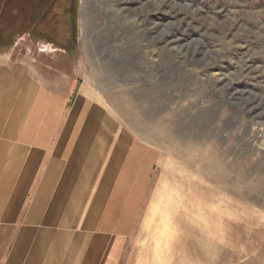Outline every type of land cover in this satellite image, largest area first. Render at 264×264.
I'll return each instance as SVG.
<instances>
[{
	"label": "rangeland",
	"instance_id": "1",
	"mask_svg": "<svg viewBox=\"0 0 264 264\" xmlns=\"http://www.w3.org/2000/svg\"><path fill=\"white\" fill-rule=\"evenodd\" d=\"M0 50L47 86L72 83L108 130L144 146L117 264H195L189 238L204 240L208 264H264V0H0ZM122 99L165 139L142 138L117 113ZM189 134L225 153L226 201L176 161Z\"/></svg>",
	"mask_w": 264,
	"mask_h": 264
},
{
	"label": "crops",
	"instance_id": "2",
	"mask_svg": "<svg viewBox=\"0 0 264 264\" xmlns=\"http://www.w3.org/2000/svg\"><path fill=\"white\" fill-rule=\"evenodd\" d=\"M10 51L0 50V264H117L144 146L116 137L72 83H41Z\"/></svg>",
	"mask_w": 264,
	"mask_h": 264
},
{
	"label": "bare ground",
	"instance_id": "3",
	"mask_svg": "<svg viewBox=\"0 0 264 264\" xmlns=\"http://www.w3.org/2000/svg\"><path fill=\"white\" fill-rule=\"evenodd\" d=\"M84 27H85V29L87 28L86 23L84 24ZM121 102L124 105H119V106L117 105L116 106L117 107L116 108L117 113L121 116V118L126 123H132V126L134 127V129L137 130L139 135L142 136V138H144L147 142L152 141V139H153V138H151L152 137L151 132L160 133L162 131V126L159 123H158L159 127H160L159 130H155L154 127H151L150 128L151 131H150L148 126H146V127L143 126V124L148 125V119L149 118L146 115H147V113H150V111L146 110L147 111V113H146L142 107V104L136 105V103L127 102V101H124L123 99L121 100ZM165 111H166V109H165ZM165 111H164V113H165ZM104 120H105V118H104ZM99 122H100V120H99ZM167 132H168L167 130L163 129L162 133L160 134V135H162V137L160 136L161 139H163V140L165 139L163 133H167ZM190 136H191V138H193V140H190L191 141L190 144L186 145L184 149L179 148V149L183 150V155L181 156L177 153V157H175L176 161L181 162L186 167H188L190 170H193L196 173L202 174L204 177L207 178V180L205 181L206 183L202 185V189L204 190L205 193H206V191L211 190L210 189L211 184L214 183L216 185H219L220 190L218 192L219 193L218 198L222 201H226L225 200V193L231 192V190H229L228 186H226L227 185L226 181H228L230 178L231 170L228 173V171L226 169L225 153H222V152L218 153L217 148L215 146L213 147V145H214L213 141H211V143H210V148H208L207 151H203L201 148L196 146L197 141H198L197 137H195L194 135H190ZM138 138L140 139L139 141H141V138L137 137V139ZM141 142L143 144L147 145L145 141L142 140ZM126 143H129L127 138H126ZM175 153L176 152H172V154H175ZM257 186H259V185H257ZM259 187H261V186H259ZM232 194H234L235 197H239V195L237 193H235V191L234 192L232 191ZM226 197H227V195H226ZM241 204H244L246 206L245 207L246 209H247V206L249 207V204L246 202H243V203L241 202ZM257 204H258V202L255 201L254 205L258 206ZM232 207H234V206H232ZM239 214H240V212H239ZM179 227L182 230L186 231L185 224H183L181 221L179 222ZM185 237L189 238L187 235H185ZM186 246H188V248L190 249L186 252V254L184 256V258L186 260L193 261L195 264H208V260L204 257L205 256V254H204L205 253V243H204L203 239L201 242H195L192 240V238H189L187 240Z\"/></svg>",
	"mask_w": 264,
	"mask_h": 264
}]
</instances>
